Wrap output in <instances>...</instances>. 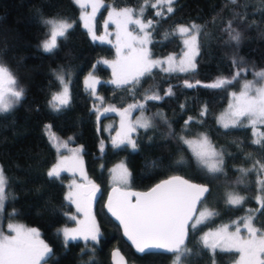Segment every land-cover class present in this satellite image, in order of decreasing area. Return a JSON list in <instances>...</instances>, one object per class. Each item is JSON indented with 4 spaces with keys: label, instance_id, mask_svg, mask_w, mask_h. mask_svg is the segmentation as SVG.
<instances>
[{
    "label": "trees",
    "instance_id": "1",
    "mask_svg": "<svg viewBox=\"0 0 264 264\" xmlns=\"http://www.w3.org/2000/svg\"><path fill=\"white\" fill-rule=\"evenodd\" d=\"M102 1L115 7L132 8L143 3V0ZM155 9L146 7L141 17L144 21H153V27L146 28L151 34L150 56L178 53L181 41L174 32L175 26L196 24L202 31L198 37L195 70L168 72L152 68L150 75L140 77L135 95L131 85L118 86L106 81H99L92 95L84 84L86 73L92 72L102 80L109 77V69L100 64V59L112 58L114 52L110 44L89 36L79 21L80 11L74 1L0 0V63L13 72L18 87L24 89L19 103L10 111L0 113V168L8 179L6 192L9 194L4 207L12 209L14 217L25 225L39 229L40 237L53 250L48 264H109L107 254L113 246L126 256L128 264H168L172 255L169 253H134L102 208L101 202L109 187L108 167L120 159L128 169L130 188L143 190L174 173L208 184L211 196L203 205L218 214L195 231L189 230L185 243L191 254L186 264H230L236 258L234 251L216 249L213 253L205 248L199 235L206 229L249 214L254 217V226L264 229V208L256 200L255 176L240 171L256 161L264 164V149L252 143L250 126L225 129L215 122L229 92L236 90L242 80L256 78L253 72L264 69V0H237V5L228 0H175L172 13L160 7L162 16H157ZM104 10L102 7L96 16L97 30ZM237 13L244 14V19L238 18ZM54 16L67 18L73 27L66 40L58 39L57 51L46 53L38 47L40 40L48 36L41 19ZM229 21L241 33L238 46L228 42L225 29ZM234 58L242 59L251 71L227 88L205 87L218 78H231L238 70L232 63ZM61 68L71 73L70 100L67 107L55 112L48 104L53 91L59 88L54 72ZM185 81L195 86L189 88ZM169 88L173 95H166ZM153 93L162 99L147 101L144 111L152 127L147 130L140 127L132 132L136 148L112 147L102 123L123 113L129 105L144 103L145 95ZM109 107L116 111L105 112ZM205 108L206 114L201 116ZM138 111L131 110L129 114ZM190 117L192 120L186 127L185 121ZM46 125H51L54 135L71 136L69 144L81 146L88 178L100 190L93 206L100 230L98 242L71 240L65 244L57 235L61 225L74 222L75 213L64 194L69 175L61 173L59 178L47 175L57 151L45 130ZM260 128L264 131V125ZM197 132L205 133L212 147L223 152L222 173L205 170L179 139ZM152 162H156L155 167ZM228 190L245 197L243 204L227 205L223 193Z\"/></svg>",
    "mask_w": 264,
    "mask_h": 264
},
{
    "label": "snow or ice",
    "instance_id": "2",
    "mask_svg": "<svg viewBox=\"0 0 264 264\" xmlns=\"http://www.w3.org/2000/svg\"><path fill=\"white\" fill-rule=\"evenodd\" d=\"M89 2H91L92 15H88L85 12L82 19L85 22V27L89 28V32L92 33L93 39H96L92 28L89 27V21L94 18L95 13L103 7V4L100 0H89ZM174 2L175 0H155L152 3L150 0H143V4L138 12H134L131 8H125L120 11L113 9L109 13L110 19L113 16L117 18L118 27L121 26L120 20L123 19L125 24L133 23L139 25L140 31L144 33V37L137 40V38L131 37V34L127 33L125 29L126 35L132 42H125V47L129 51L120 63L121 76L111 81V83L118 86L131 85L133 95H135L134 90L140 82V77L150 75L153 67L168 63L169 67L162 69L163 71L172 72L178 70L180 72H188L195 70L196 64L194 60L195 56L199 54L198 37L202 31L200 26L192 24L187 27H178V33L187 37L183 40L187 51L184 52L183 57L180 59L177 69L172 65L174 57L170 56L167 60L150 59V53L147 51L146 45L150 42L151 34L150 32H146L145 29L152 28L153 21L149 20L145 24L140 18H132L134 14L142 17L146 7L157 8L158 6H162L166 7L168 13H172ZM228 2L237 5V0H228ZM75 3L82 9L88 7V3L82 2V0H75ZM156 15L162 16L163 13L157 11ZM236 15L241 20L244 19V14L237 13ZM41 23L48 29L47 34L50 38L43 40L40 47L46 53H54L59 48L57 43L58 38L61 41L66 40L68 31L73 27V24L67 19L58 16L42 18ZM225 31L229 36L228 42H234L238 46L241 41V33L232 27L231 21H229ZM117 38L118 40L120 39L119 33L117 34ZM133 42L138 44L139 50L133 47ZM117 51L119 53L120 49L118 48ZM104 63H107V61ZM232 63L238 70L231 78H218L217 81L210 85H205V87L227 88L238 82L243 74L251 71V69L244 66L242 59L234 58ZM113 69L115 74V66H113ZM253 75L257 80L264 81V69L253 72ZM54 76L61 86V91L52 94L49 105L53 111L59 112L69 104L71 73L70 71L65 72L61 68L59 71L54 72ZM93 79L90 74L85 83L92 88V94L95 95L94 87L88 83V80ZM95 83H99V81H95ZM185 84L189 88L195 86L187 81H185ZM23 95L24 89L18 87V82L13 72L5 64L0 63V113L10 111L15 104L19 103ZM166 95H173L171 88H169ZM232 96L234 104L230 105V118L227 122H223L222 126L225 129L250 126L253 130V135L257 137L252 143L260 145L261 149H264V132H260L258 128V125H264V85L254 87V82H245L240 93L237 95V93L233 92ZM97 99L102 102V98L97 97ZM160 99L162 97L158 94H146L144 103L129 105L121 115L123 116L135 109L144 111L147 101ZM110 111H116V109L112 107L105 109V112ZM206 111L207 109L205 108L201 112V116L205 115ZM191 120L192 118L190 117L188 121H185L186 127ZM137 125L147 130L152 127V122L147 119L143 120V122L137 121L118 141H113L114 146L120 147L128 143L133 148H136V144L131 139L130 133L136 130ZM121 127H124L123 122ZM45 128L49 132L50 141L54 143L58 151L61 147L67 148L68 142H62L54 134H51V125H46ZM170 135H174V133L170 132ZM179 139L185 144L194 145V155L199 164L206 168L208 172H223V152H217L206 136H202L199 141L185 140L184 137H180ZM76 151L79 152L80 150L77 149ZM65 159L62 158L60 162L48 170L47 175L49 178L60 177L61 171L64 170L62 169V164ZM155 166L156 162H152V167ZM121 168L123 171L119 177L120 182L127 184L129 173L122 165ZM240 171L245 175L250 171L264 173V164L256 161L253 169L242 168ZM257 183L261 185V190L264 191V178L258 179ZM7 187L8 179L5 176L3 168H0V213L3 212L4 202L9 196L6 192ZM99 191V188L95 184H92L90 192H80L77 194L78 199H73V194L69 193L67 199L76 203L77 212L83 211L89 219L81 222L82 226L79 229L69 230L65 228L57 230L58 236L62 233L65 244H67L69 239L75 240L78 237L86 242H98L100 230L96 225L94 216H91L90 204L92 200L97 198L96 193ZM113 191L115 192L116 189H113ZM132 196L136 197L134 203L130 199ZM209 196H211V191L207 186L194 184L181 177L174 176L156 184L146 193H121L115 200L110 196L107 207L108 211L123 225L124 235L132 242L138 253L144 255L159 254L158 250H163L166 253L172 254L173 264H186L187 258L191 254V250L186 247L185 243L189 230L195 231L199 225L204 224L207 220L218 214L207 208L198 212L197 204H203ZM257 199L261 208H264V198L258 197ZM244 200L245 197L240 196L238 193L229 192L226 194L225 203L230 206H240ZM72 219H75V217L73 216ZM253 220L254 217L249 214L239 222L243 223L244 228L247 230V238L241 237V230L239 223H237L235 232H229L228 226H224L223 229L215 234H206L202 238L204 247L211 249L213 253L216 252L217 248L220 251L235 250L240 255L237 264H264V229L256 228ZM8 227L14 235H5L2 229H0V264H41V262L47 264L48 259L53 255V250L43 240L39 239L37 229L11 224ZM209 236H213L211 242L209 241ZM115 255H119V253H115ZM121 260H123L122 257Z\"/></svg>",
    "mask_w": 264,
    "mask_h": 264
},
{
    "label": "rangeland",
    "instance_id": "3",
    "mask_svg": "<svg viewBox=\"0 0 264 264\" xmlns=\"http://www.w3.org/2000/svg\"><path fill=\"white\" fill-rule=\"evenodd\" d=\"M73 1L75 3V0H73ZM82 2L88 3V7L86 9H82L77 3H75L78 6L79 11H80V13H79V21H81L82 26L85 28L86 32L89 33V36L93 39L92 33L89 32V28L85 27V22L82 19V16L85 14V12L88 15H92L91 2H89V0H82ZM100 2L103 4V7H104L105 10H104V12L102 13V16L99 19L100 20L99 21V25H100L99 29L97 30L96 16L99 14L100 10H102V7L95 13L94 18L89 21V27L92 28V30H93V32L95 34L96 40H98L99 42H102V43L103 42L108 43V44H110L112 46L114 55L112 56V58L100 59V64L103 65V66L105 65L109 69V73H110L109 77L105 78V80L100 79L99 76H97L96 74L95 75L92 74V72L86 73L84 84L87 85V87L90 90L91 94H92V88H90L88 86V84L85 83L86 80L89 78L90 74H91V76L94 79L93 80H88V83L91 84L92 87H94L95 91H96V84H97V83H95V81H104V82L106 81L108 83H111V81L116 80V79H118V77L121 76L120 63L123 61V57H125L128 54V51H129L125 47V42L126 41L127 42H132L129 39V37L126 35V32L130 33L131 37L137 38V40L142 39L144 37V33L140 31V26L139 25H136V24H133V23L125 24L123 19H121L120 20V25L121 26L118 27L117 26V22H116L117 18L115 16H113L111 19L109 18V13L113 9H115L116 11H120V10L125 9V8H131V9L134 10V12H138L140 7H141V5L143 3L137 8L136 7L132 8L130 6H123V7L111 6L110 4H107V3L105 4L102 0H100ZM150 2L154 3L155 0H150ZM160 7L161 6L157 7L155 9V12L158 11L160 9ZM132 18L133 19H137V18L142 19L141 17H138L135 14L133 15ZM64 19H67V18H64ZM142 21L145 24L147 23L146 20L144 21L142 19ZM70 23H72V22H70ZM179 26L187 27V26H190V25L189 24L188 25H182V24L180 25V24H178V26H175L174 32L179 36L180 41H181V47H180L179 52L178 53L169 52L166 55L158 56L156 58L150 56V59H152V60H167V58L170 57V56L174 57L175 59L172 61V65H173V67H176L178 69L179 61L183 57L184 52L187 51V49H186V47H185V45L183 43V40L186 39L187 37L186 36H182L181 34L178 33L177 29H178ZM125 29H126V32H125ZM145 31L147 32V29H145ZM118 33H119V36H120L119 40L117 38V34ZM48 38H50L49 35L47 37H45L44 39L40 40V42L38 43L39 49L43 50L40 47L41 42L43 40H45V39H48ZM133 47H136L137 50H139L138 44H136L134 42H133ZM118 48L120 49L119 53L117 51ZM146 49L149 52L148 43L146 45ZM105 61H107V63H104ZM113 66H115V69H116L115 74H114ZM168 67H169V64L168 63H164V64H162V65H160L158 67H153V68H157V69L159 68V69L162 70V69H165V68H168ZM178 72H180V71H178ZM245 82H254V87H260V86L264 85V81H259L256 78L244 79V80H242V82L240 83V85L238 86V88L236 90H233L232 92H229L228 100L226 101L224 106L219 110V112L216 114V117H215V122H217V124H219L220 126H222L223 122H227L229 120V118H230V113H231L230 105L234 104L232 93L235 92L238 95L240 93V91L242 90L243 84ZM111 84H113V83H111ZM114 85H116V84H114ZM59 91H61V86L60 85H59V88L57 90L53 91V93H56V92H59ZM52 94H51L50 98L52 97ZM49 108L51 109L50 105H49ZM222 118H223V120H222ZM145 119L149 120V115H147V113L145 111H140L139 110L138 112H136L134 114H129L128 113V114H125L123 116L121 115V113H118V115H115L113 118L105 120L102 123L101 127H102V130H103L106 138H107V142L112 147H115L114 144H113L114 140L118 141L126 132H128L129 128L132 125L136 124L137 121L143 122V120H145ZM122 122L124 124L123 128L121 127ZM261 126L262 125H258L259 131L260 132H264V131L261 130V128H260ZM138 128H140V127L137 125L136 129H138ZM45 130H46V128H45ZM46 132H47V134L49 136V132L47 130H46ZM132 132L130 133V136H131ZM252 133H253V130H252ZM51 134H53V133L51 132ZM118 134H120V135H118ZM55 136L62 142H64V141L68 142V146H67V148H63L62 147V149H59V151L57 150V147H56V151H57L56 159H55L54 163L47 169V172H48V170L51 167H53L58 162H60L62 158H66L64 160V163L62 164V169H64V170L61 171V173H66L67 175H69L67 181L65 182L66 183V190H65L64 194H65L66 200L68 202H70L71 204H73L74 213H75V216H74L75 219H74V222L72 224H70V225H61L58 229H60V230L65 229V228H67L69 230L79 229L82 226L81 222H84V221H86L89 218L86 217V215H85V213L83 211L77 212L76 203H73L71 200L67 199V197H68L69 193L71 192L73 194V199H78V195L77 194L82 192V190H81L82 185L84 183H89L90 180L88 178L87 172L85 171L83 155H82V150H81L80 144H78V143H77V145L69 144L70 141H72V140H69V138H71V136H66V138H62L61 137L62 139L56 134H55ZM202 136H206L205 133L197 132V133H194V135L191 136V137H187V136H183V137H184L185 140L199 141L202 138ZM256 138L257 137L254 136V139H256ZM131 139L133 140V137H131ZM181 142H182L183 145H185L187 147L188 151L194 157H196L194 155V152H193L194 145L190 146L188 144L183 143V141H181ZM123 145H125L129 149L130 148L133 149L131 144L125 143ZM77 149H79L80 151L77 152L76 151ZM121 165L123 166V168H126L123 159H120V161L114 162L111 165H109V167H108V178L106 180L108 186L115 185L118 188H121V187L122 188H127V187L130 186L129 180H128L127 184H124V183L120 182L119 177H120V175H121V173L123 171V169L121 168ZM254 165H256V164H253L252 166H249V167H246V168H243V169H253ZM257 168H258V166H257ZM113 170H115V171H113ZM205 170H207V169L205 168ZM127 172H128V169H127ZM249 173H251V174H253V176H255L254 181H255V186L257 188L256 200L258 201L257 198L258 197L261 198V194L264 191L261 190V185L258 184L257 181H258V179L264 178V173L259 172V171H250L247 174H249ZM242 174H244V173H242ZM77 186H79V187H77ZM229 192H231V191L228 190V191H225L223 193V197H225V199H226V194L229 193ZM258 203H259V201H258ZM92 205H93V203L91 202V204H90V213H91V216H94V218H95V214H93ZM205 208H207V207L204 206L203 204H200L197 207L198 212L204 210ZM207 209H210V208H207ZM210 210H212V209H210ZM198 212H197V215H198ZM13 214H14V212H13L12 209H5V207L3 209V212L0 213V229H2V231H3V233L5 235H14V233H12L10 231L8 225H10V224L11 225H21V226H23L25 228H35V229H37L38 232H39V239L43 240L40 237V231H39V229L37 227L31 226V225H25L18 218H15ZM247 216L248 215H245V216H243L241 218H238V219H235V220L231 219L229 222L220 224L217 227L206 229L205 231L200 233V235H199L200 241L203 244L202 238L206 234H215V233L219 232L221 229H223L224 226H228V231L229 232H235L237 223L242 221V219L246 218ZM95 222H96V218H95ZM96 225L98 226L97 223H96ZM239 227H240V230H241L240 231L241 237L242 238H247L248 233H247V230L244 228L243 223H239ZM60 236L63 238L62 233L60 234ZM212 239H213V236H209V241L210 242H211ZM71 240L72 239H69L68 241H71ZM75 240L85 241V240H83L82 238H79V237L77 239H75ZM89 242L93 243L92 241H89ZM217 249H219V248H217ZM233 251L236 252L235 250H233ZM239 258H240V255L237 252L236 258L235 259L233 258L232 262L230 264H237ZM41 264H43V262H41ZM47 264H48V262H47ZM168 264H173V256L172 255H171V258H170Z\"/></svg>",
    "mask_w": 264,
    "mask_h": 264
},
{
    "label": "water",
    "instance_id": "4",
    "mask_svg": "<svg viewBox=\"0 0 264 264\" xmlns=\"http://www.w3.org/2000/svg\"><path fill=\"white\" fill-rule=\"evenodd\" d=\"M174 176H178V177H181L185 180H188L189 182L191 183H194V184H199V185H205L208 187V184L206 185L205 183H202V182H199V181H192L190 179H188L187 177H183L181 176L180 174L178 173H174V174H170L168 176H165L163 179H159L155 182H153L152 185H150L149 187L147 188H144L143 190H138V189H134V188H130V187H127V188H118L117 186L115 185H110L107 189H106V193L104 195V198L102 200V208L104 210V212L108 215V217L111 219V221H113L117 227H118V230H119V234L121 235V238L123 240V242H125L126 244L129 245V247L133 250L134 253H137V254H140L136 251V248L134 245H132V242L130 240H128V238L124 235V228H123V225L120 224L119 220L116 219L115 216L112 215L111 212L108 211V201H109V197H113V200H115L121 193H132V192H135V193H146V192H149L156 184L160 183L161 181H164V180H167V179H170ZM94 184V182L90 181L89 183H84L81 187V190L82 192H90L91 191V185ZM209 188V187H208ZM113 189H116V191L114 192ZM99 196V193L97 192L96 193V197L98 198ZM96 199L92 200L91 202L93 204H95L96 202ZM130 199L132 200V202L134 203L135 200H136V197L135 196H132L130 197ZM199 204H197V207H198ZM158 252H161V253H166L164 252L163 250H158ZM115 253H119V255H115ZM108 262L109 264H128L127 262V258L125 255L122 254V252L120 251V249L117 247V246H113L109 251H108ZM121 257L123 258V260H121Z\"/></svg>",
    "mask_w": 264,
    "mask_h": 264
},
{
    "label": "flooded vegetation",
    "instance_id": "5",
    "mask_svg": "<svg viewBox=\"0 0 264 264\" xmlns=\"http://www.w3.org/2000/svg\"><path fill=\"white\" fill-rule=\"evenodd\" d=\"M99 193V192H98ZM93 206H94V204L92 205V209H93Z\"/></svg>",
    "mask_w": 264,
    "mask_h": 264
}]
</instances>
